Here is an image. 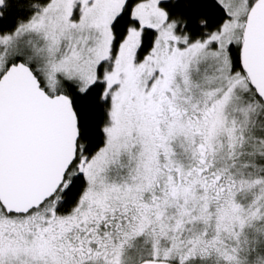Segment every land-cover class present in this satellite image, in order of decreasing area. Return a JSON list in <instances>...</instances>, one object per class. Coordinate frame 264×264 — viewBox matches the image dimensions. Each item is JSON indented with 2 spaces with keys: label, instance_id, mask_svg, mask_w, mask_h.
Here are the masks:
<instances>
[{
  "label": "snow or ice",
  "instance_id": "1",
  "mask_svg": "<svg viewBox=\"0 0 264 264\" xmlns=\"http://www.w3.org/2000/svg\"><path fill=\"white\" fill-rule=\"evenodd\" d=\"M0 264H264V0H0Z\"/></svg>",
  "mask_w": 264,
  "mask_h": 264
}]
</instances>
